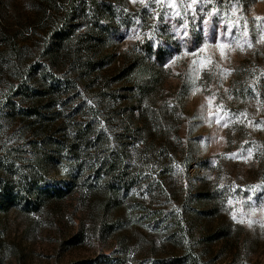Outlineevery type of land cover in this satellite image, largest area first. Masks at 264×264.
<instances>
[{"label":"rangeland","instance_id":"374dc122","mask_svg":"<svg viewBox=\"0 0 264 264\" xmlns=\"http://www.w3.org/2000/svg\"><path fill=\"white\" fill-rule=\"evenodd\" d=\"M130 1L133 10L149 11V22L172 24L175 43L162 44L164 79L147 106L159 118L139 138L169 164L164 189L150 193L153 199L147 189L132 190L122 209L107 215L117 222L108 232L78 194L38 211H0L2 264H109L105 255L122 257L121 264H184L164 225L154 224L142 206L163 204V214L173 208L181 214L186 203L216 210L200 226L212 237L207 248L215 264H264V188L258 175L264 156V0H226L224 8L215 0H196L195 15L189 10L179 17L175 11L184 13L192 0H174L173 10L156 0ZM12 28L32 42L33 31L15 21ZM150 36L152 30L133 27L116 37L104 47L105 56L116 55V61L103 71ZM13 73L0 63V100ZM2 132L0 151L4 146L17 159L28 156L30 131L22 123H5ZM160 168L154 167L155 178ZM200 193L211 198L196 203Z\"/></svg>","mask_w":264,"mask_h":264},{"label":"trees","instance_id":"16d2710c","mask_svg":"<svg viewBox=\"0 0 264 264\" xmlns=\"http://www.w3.org/2000/svg\"><path fill=\"white\" fill-rule=\"evenodd\" d=\"M215 1L226 7V0ZM148 14L133 10L130 0H0V63L16 74L0 100V139L5 123L12 121L30 131L21 165L11 150L1 148L0 211L13 206L38 211L78 194L108 232L117 222L107 215L121 210L132 190L164 189L169 164L139 138L159 118L148 101L164 79L167 50L162 44L175 42L172 24H153ZM14 21L33 31L32 42L12 28ZM133 27L150 29L153 36L131 44L119 65L103 71L116 61V55L105 56L104 47ZM258 175L264 188V156H259ZM208 196L200 193L195 202L202 204ZM157 206L142 209L154 224L164 225L178 246L179 261L215 264L207 248L212 237L200 229L215 208L186 203L181 214L178 208L163 214V204ZM105 258L109 264L123 261ZM1 259L0 252V264Z\"/></svg>","mask_w":264,"mask_h":264},{"label":"snow or ice","instance_id":"6c2138e0","mask_svg":"<svg viewBox=\"0 0 264 264\" xmlns=\"http://www.w3.org/2000/svg\"><path fill=\"white\" fill-rule=\"evenodd\" d=\"M156 3L158 5H162V6H166L169 10H173V9H176L178 6L176 3H174V0H156ZM196 4V0H192L191 3H187L184 5V8H185V11L184 13H181L180 11H175V16L179 17L181 15H187V12L189 10L192 11V14L195 15V8H194V5ZM212 15V14H210ZM160 17L158 16L157 19H159ZM165 18H168V17H165ZM204 23H207V21H204ZM181 27H185V25H182ZM185 35H187V32L184 33ZM230 156L231 155H234V154H229Z\"/></svg>","mask_w":264,"mask_h":264}]
</instances>
